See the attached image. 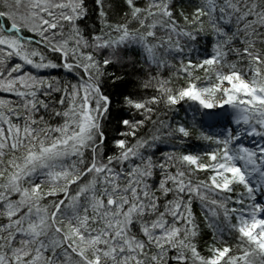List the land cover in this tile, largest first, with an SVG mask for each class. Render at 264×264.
<instances>
[{
    "label": "snow or ice",
    "instance_id": "6c2138e0",
    "mask_svg": "<svg viewBox=\"0 0 264 264\" xmlns=\"http://www.w3.org/2000/svg\"><path fill=\"white\" fill-rule=\"evenodd\" d=\"M0 264H264V0H0Z\"/></svg>",
    "mask_w": 264,
    "mask_h": 264
}]
</instances>
